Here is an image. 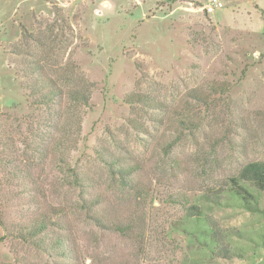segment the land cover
Returning a JSON list of instances; mask_svg holds the SVG:
<instances>
[{
    "label": "rangeland",
    "instance_id": "374dc122",
    "mask_svg": "<svg viewBox=\"0 0 264 264\" xmlns=\"http://www.w3.org/2000/svg\"><path fill=\"white\" fill-rule=\"evenodd\" d=\"M217 1L0 0V264H264V0Z\"/></svg>",
    "mask_w": 264,
    "mask_h": 264
},
{
    "label": "trees",
    "instance_id": "16d2710c",
    "mask_svg": "<svg viewBox=\"0 0 264 264\" xmlns=\"http://www.w3.org/2000/svg\"><path fill=\"white\" fill-rule=\"evenodd\" d=\"M48 94V93H47ZM46 94V95H47ZM50 94V93H49ZM45 95V96H46ZM68 98V102L70 104H74V105H82V106H88L89 105V98L87 96H85L82 93H79L77 91H73V92H69L67 95ZM43 104L49 103V98L44 97L43 98ZM113 165H110L109 168L112 169ZM119 170H117V175L120 177L121 181H124L125 178L127 177V175L130 172H127V170L125 168H118ZM241 181L244 182H248L250 184H252L253 186H255L258 189H264V164L262 163H249L247 165H245L240 173H239V177H238ZM74 183L75 185L79 186L80 188L82 187L83 183L80 181V178H78L77 176H75L74 178ZM236 180H232L233 183H235ZM236 184V183H235ZM83 204H81L82 210L87 211V217L88 219L92 220L94 223H96L97 225L102 226L101 224V220L100 218H98L97 216H95L96 214H94L93 212H91V210H95V206L99 205V203H97L95 200L92 201L91 200H87V198L83 199ZM193 210H196V208H193ZM46 228V224L45 223H41L39 225V229L37 228H31L29 230H25V234L28 235V237L32 238V240L34 239L35 242L31 241L34 246L38 249H45L44 247V239H36L38 237V235L40 233H42V231H44ZM117 231L119 232H124L123 228L121 227H116L115 228ZM29 231V232H28ZM21 238L24 239L25 241H29L27 238H24V236L21 234ZM38 240L39 242L37 243ZM57 242V241H56ZM39 244V245H38ZM62 245V241H58L57 243H55L54 245V251H57L59 249V247ZM59 256L63 255V252H58L57 253Z\"/></svg>",
    "mask_w": 264,
    "mask_h": 264
},
{
    "label": "built area",
    "instance_id": "2783aa9c",
    "mask_svg": "<svg viewBox=\"0 0 264 264\" xmlns=\"http://www.w3.org/2000/svg\"><path fill=\"white\" fill-rule=\"evenodd\" d=\"M207 1H208V5L205 6V11L207 13H211L216 8H220L221 7V3H219L217 0H207Z\"/></svg>",
    "mask_w": 264,
    "mask_h": 264
}]
</instances>
